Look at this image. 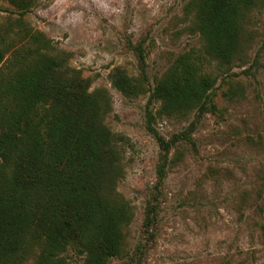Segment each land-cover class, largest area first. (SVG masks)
<instances>
[{
    "label": "rangeland",
    "instance_id": "1",
    "mask_svg": "<svg viewBox=\"0 0 264 264\" xmlns=\"http://www.w3.org/2000/svg\"><path fill=\"white\" fill-rule=\"evenodd\" d=\"M195 6L196 0H0L4 73L34 33L48 47H31L57 58L75 88H104L111 98L105 123L124 137L118 191L133 218L124 229L125 257L108 264H264V0L244 15L242 53L228 69L206 54ZM138 45L151 86L180 54L204 57L217 77L216 112L196 120L194 112L161 113L153 101L151 130L150 94L128 97L111 82L117 68L141 76ZM182 132L193 141L176 142L165 158L160 139ZM30 252L24 264H33L39 249ZM64 255L84 264L74 248Z\"/></svg>",
    "mask_w": 264,
    "mask_h": 264
},
{
    "label": "trees",
    "instance_id": "2",
    "mask_svg": "<svg viewBox=\"0 0 264 264\" xmlns=\"http://www.w3.org/2000/svg\"><path fill=\"white\" fill-rule=\"evenodd\" d=\"M258 2L196 0V28L219 68H230L241 55L242 21ZM34 42L48 47L33 33L16 52L13 69L4 73L0 66V264H24L35 249L33 264H71L64 255L70 248L84 264H108L125 257L124 229L133 218L132 205L118 191L124 137L105 123L111 98L104 88H75L60 61L32 48ZM136 52L141 76L117 68L111 82L128 97L150 94L151 130L153 101L161 113L194 112L196 120L216 112L217 77L204 57L180 54L151 86L142 45ZM181 140L193 141L186 132L160 139L165 158Z\"/></svg>",
    "mask_w": 264,
    "mask_h": 264
}]
</instances>
